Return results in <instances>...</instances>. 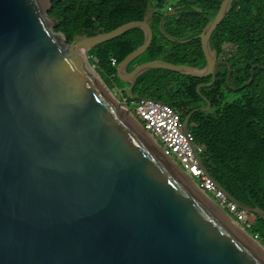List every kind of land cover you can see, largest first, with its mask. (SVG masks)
I'll use <instances>...</instances> for the list:
<instances>
[{"label":"water","instance_id":"water-1","mask_svg":"<svg viewBox=\"0 0 264 264\" xmlns=\"http://www.w3.org/2000/svg\"><path fill=\"white\" fill-rule=\"evenodd\" d=\"M231 2L223 0L201 30L204 68L154 60L127 71L152 42L146 20L66 43L47 14L50 0H0V264H264V246L120 110L85 57L139 29L142 44L116 66L132 98L136 79L151 69L210 76L199 94L226 65V86L237 90L229 86L231 67L209 45ZM204 101L181 120L182 132L195 112L210 109ZM213 181L264 220L263 210Z\"/></svg>","mask_w":264,"mask_h":264},{"label":"trees","instance_id":"trees-1","mask_svg":"<svg viewBox=\"0 0 264 264\" xmlns=\"http://www.w3.org/2000/svg\"><path fill=\"white\" fill-rule=\"evenodd\" d=\"M222 1L180 0L174 15L165 17L160 28L164 0H156L147 21L152 42L127 71L154 60L204 68L206 59L199 35ZM150 3L151 0H50L47 14L56 21L54 30L70 43L76 35L93 36L131 21H143ZM143 40L141 30L131 29L87 53L91 66L110 91L120 83L112 60L119 64ZM209 45L217 59L231 67L229 86L237 90L226 86V65L217 68L214 83L200 88L199 94L197 86L208 84L210 76L196 78L151 69L136 79L131 94L135 98L128 91H124L125 97L129 96L128 102L149 99L166 104L181 120L191 110L205 107L207 99L210 109L195 112L188 125L194 143L203 149L205 169L238 202L264 211V0H232L227 15L214 28ZM252 66L256 67L251 84L240 88L249 80ZM247 221V232L264 245V220L247 214Z\"/></svg>","mask_w":264,"mask_h":264},{"label":"built area","instance_id":"built-area-1","mask_svg":"<svg viewBox=\"0 0 264 264\" xmlns=\"http://www.w3.org/2000/svg\"><path fill=\"white\" fill-rule=\"evenodd\" d=\"M112 66L117 64L112 60ZM124 106L138 121L148 134L161 145L164 156L172 158L204 193L227 214L232 216L245 230L250 229L247 213L229 201L223 192L214 185L210 174H206L200 165L203 149L196 145L190 132L182 133L181 121L166 104L139 99L128 102ZM256 239V236H254Z\"/></svg>","mask_w":264,"mask_h":264},{"label":"rangeland","instance_id":"rangeland-1","mask_svg":"<svg viewBox=\"0 0 264 264\" xmlns=\"http://www.w3.org/2000/svg\"><path fill=\"white\" fill-rule=\"evenodd\" d=\"M155 1L156 0H151V3H150V5H149V7L147 9V13H146V17H145L146 21H148L150 19L151 15H152V11H153L152 7L156 5ZM179 1L180 0H164V4H163V8L161 9V12L165 13V14H169V12H170V13H173L171 15H174V13L176 11V5H177V3ZM171 15H168V16H171ZM85 57H86V59L89 62L87 53L85 54ZM92 61H94V60H92ZM89 64H90V62H89ZM90 65H92V64H90ZM91 67L96 71V69L93 66H91ZM115 86H116L115 89L110 91L111 92L110 96L118 104L120 110H124V109H126L125 106H124V99H125V92L124 91H128V87H127V85H124L121 82L116 84ZM127 98H129V96ZM181 169L184 170V167L181 166ZM208 197L210 199H212L210 196H208ZM261 245H263V244H261Z\"/></svg>","mask_w":264,"mask_h":264},{"label":"bare ground","instance_id":"bare-ground-1","mask_svg":"<svg viewBox=\"0 0 264 264\" xmlns=\"http://www.w3.org/2000/svg\"><path fill=\"white\" fill-rule=\"evenodd\" d=\"M220 67V66H219ZM170 109V108H169ZM173 112H174V110L173 109H171ZM175 113V112H174ZM175 115L178 117V119L181 121V119H180V117L175 113ZM187 132H189V130L187 129V131L185 132V133H187ZM182 133H184V132H182ZM160 147H161V145H160ZM161 151H162V154L164 155V152H163V150H162V147H161Z\"/></svg>","mask_w":264,"mask_h":264},{"label":"flooded vegetation","instance_id":"flooded-vegetation-1","mask_svg":"<svg viewBox=\"0 0 264 264\" xmlns=\"http://www.w3.org/2000/svg\"><path fill=\"white\" fill-rule=\"evenodd\" d=\"M178 6H176V10H177ZM176 12V11H175Z\"/></svg>","mask_w":264,"mask_h":264},{"label":"clouds","instance_id":"clouds-1","mask_svg":"<svg viewBox=\"0 0 264 264\" xmlns=\"http://www.w3.org/2000/svg\"><path fill=\"white\" fill-rule=\"evenodd\" d=\"M235 220V219H234Z\"/></svg>","mask_w":264,"mask_h":264}]
</instances>
